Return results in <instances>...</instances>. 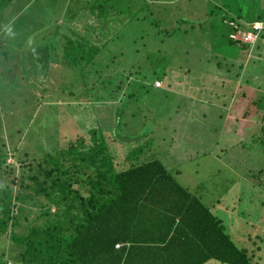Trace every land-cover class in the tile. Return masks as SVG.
<instances>
[{"label": "rangeland", "instance_id": "rangeland-1", "mask_svg": "<svg viewBox=\"0 0 264 264\" xmlns=\"http://www.w3.org/2000/svg\"><path fill=\"white\" fill-rule=\"evenodd\" d=\"M108 1L115 34L86 66L84 81L79 70L58 63L60 36L70 33L68 26L77 34L96 32L89 17L84 19L89 3H83L81 14L80 0L1 5L0 38L9 23L16 35L5 38L1 50L8 60L1 62L8 69L1 65L0 71L5 80L21 85H7L8 92L14 87L8 96L13 102L0 110V142L8 154L0 185L15 189L23 174L43 163L45 153L90 128L102 132L117 168L128 167V151L147 141L143 153L131 160L157 157L207 205L227 201L235 217L228 224L232 238L238 244L256 240L264 264V149L257 143L264 116V31L243 48L229 41V29L220 24L223 18L230 27L224 17L264 23V0H130L129 9L122 7L123 0ZM114 10L123 15H113ZM21 13L32 16L25 24L28 41L26 30L12 23ZM57 26L55 36L49 33ZM33 67L39 73L34 75ZM62 84L73 88L59 90ZM27 209L18 232L43 220L36 218L38 209ZM19 247L0 234L7 263ZM203 264L224 263L212 258Z\"/></svg>", "mask_w": 264, "mask_h": 264}, {"label": "trees", "instance_id": "trees-1", "mask_svg": "<svg viewBox=\"0 0 264 264\" xmlns=\"http://www.w3.org/2000/svg\"><path fill=\"white\" fill-rule=\"evenodd\" d=\"M8 2L0 0V7H6ZM108 2H87L90 8L85 19L89 17L86 21L96 31L94 34H77L68 26L70 33L60 36L63 51L58 64L79 70L82 81L86 66L115 34L112 31L117 23L115 17L109 16L113 6L109 11ZM118 11L114 10L113 15L123 13ZM20 15L12 23L14 28L26 30L23 32L28 41L31 32L25 24L32 16ZM57 29L58 26L49 33L55 36ZM6 36L2 34L0 38V66L8 69L7 63L1 62L2 57L8 60L1 50ZM41 40L47 39L43 36ZM229 41L247 48V43ZM33 69L34 75L39 73ZM7 85L21 84L14 79L5 80L0 71V98L4 105L0 110L4 111L10 109L7 102H13L8 96L14 87L8 92ZM65 88L73 87L59 86V90ZM84 88L80 91L88 94L89 89ZM258 135L257 143L264 149V116ZM147 144L145 141L128 151V167L117 168L102 132L90 128L85 135L77 134L45 153L43 163L23 174L15 189L0 185V234L20 246L10 263L9 257L0 253V264H131L132 249L140 247L145 261L142 264H203L212 258L224 264H261L256 240L238 244L203 198L179 184L160 159L131 160L143 153ZM5 146L0 142V173L6 171L2 168L8 155ZM27 208L38 209L36 218L41 215L43 220L26 223V231L18 232L16 226L21 217H26ZM141 227H146L151 237H140Z\"/></svg>", "mask_w": 264, "mask_h": 264}, {"label": "crops", "instance_id": "crops-1", "mask_svg": "<svg viewBox=\"0 0 264 264\" xmlns=\"http://www.w3.org/2000/svg\"><path fill=\"white\" fill-rule=\"evenodd\" d=\"M88 2V1H90V0H80V11H79V13L81 14V11H82V7H84L83 5V3L84 2ZM122 7H124V9H129L130 7H132L131 6V2H130V0H123V3H122ZM122 9V8H121ZM121 12H122V10H120ZM87 13V12H86ZM85 19V18H84ZM224 22H221L220 24H222L223 25V27H225V28H227V29H229V32H228V38H229V34L233 31V29L231 28V27H228V26H225L224 24H223ZM97 23L95 22L93 25L95 26ZM221 25V26H222ZM218 27H220L219 25H218ZM211 41H213V38L211 39ZM161 86H162V84H161ZM160 86V87H161ZM160 87H156V88H160ZM162 161V160H161ZM164 164V163H163ZM165 165V164H164ZM165 167H166V165H165ZM167 168V167H166ZM168 169V168H167ZM169 170V169H168ZM170 171V170H169ZM184 187V186H183ZM186 189H188L189 190V187H185ZM189 192H191L190 190H189ZM221 201L223 202V203H220L221 205H218L217 204V206L215 205V203L217 202V200L215 201V202H211L208 206H209V208H210V210L212 211V212H214L216 215H218V217L219 218H221L222 219V221L224 222V224H225V226H226V229L228 230V231H230V227H229V223H230V220L231 219H233V218H235L232 214H230V212L229 211H227V209H226V206H227V201H225V200H222L221 199ZM204 204L205 205H207L205 202H204ZM222 211H224L225 213H226V215H224V216H219L220 215V213L222 212ZM236 213H234V215H235ZM238 215H239V217L241 216L239 213H237ZM146 218H148V217H146ZM143 219H145V218H143ZM232 225V224H231ZM151 235V233L150 234H147V232H146V227H141L140 228V237H151L150 236ZM153 237V236H152ZM140 248H142V247H140ZM140 248H133L132 249V253H131V259H132V261H131V264H142V261H143V258H144V256H143V254H142V252H141V250H140ZM143 262H145V261H143ZM206 263V262H205Z\"/></svg>", "mask_w": 264, "mask_h": 264}, {"label": "built area", "instance_id": "built-area-1", "mask_svg": "<svg viewBox=\"0 0 264 264\" xmlns=\"http://www.w3.org/2000/svg\"><path fill=\"white\" fill-rule=\"evenodd\" d=\"M229 25L233 29V31L229 34V38L243 43L255 42L260 32L264 31V23L255 19L244 23L238 20H229ZM154 84L155 86H160V81L156 80Z\"/></svg>", "mask_w": 264, "mask_h": 264}, {"label": "clouds", "instance_id": "clouds-1", "mask_svg": "<svg viewBox=\"0 0 264 264\" xmlns=\"http://www.w3.org/2000/svg\"><path fill=\"white\" fill-rule=\"evenodd\" d=\"M236 21H237V20H236ZM3 31H4V33H6V35H7L9 38H14L15 35H16V33H15V31H14L13 26H12L11 23L5 25L4 28H3ZM155 81H156V80H155ZM155 81H154V82H155Z\"/></svg>", "mask_w": 264, "mask_h": 264}]
</instances>
